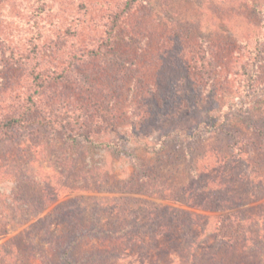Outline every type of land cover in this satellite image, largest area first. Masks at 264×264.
<instances>
[{
  "label": "rangeland",
  "instance_id": "1",
  "mask_svg": "<svg viewBox=\"0 0 264 264\" xmlns=\"http://www.w3.org/2000/svg\"><path fill=\"white\" fill-rule=\"evenodd\" d=\"M127 1L0 0V100L29 93L34 52L69 68ZM124 22L98 93L108 146L0 134V264H264V0H137ZM79 68L70 124L97 94Z\"/></svg>",
  "mask_w": 264,
  "mask_h": 264
},
{
  "label": "trees",
  "instance_id": "2",
  "mask_svg": "<svg viewBox=\"0 0 264 264\" xmlns=\"http://www.w3.org/2000/svg\"><path fill=\"white\" fill-rule=\"evenodd\" d=\"M136 2L137 0H128L125 7L113 16L112 21L108 25L106 35L101 38V41L98 39L90 48L77 49L79 54L71 57V66L65 70L47 72L41 68L39 65L40 59L36 58L35 52L33 53L34 55L30 59L32 63L27 65L26 70V75L31 83L29 93L27 92L26 95L15 99L10 96L8 101L0 100V134H3V139H15L17 136L15 132L35 126L42 129H58L59 132H63L65 139L73 147H77L78 143H82L85 148L90 150L100 145L108 146L106 141H100L99 143H96V141H99V138L109 133L111 125L109 110H111V107H113L111 105L113 104L112 101L107 100L104 96L100 98L98 93L100 89L107 86L104 84L107 73H118L122 70L120 68L121 65L114 61L111 54L116 47L119 29L125 23V19ZM86 63H89V73L85 78L80 79L79 82L86 87L93 86L92 93L94 91L97 94L91 98L93 106L89 105L87 109L85 107L81 108L82 112L78 115V120L74 121L72 119L71 125L65 122V118L69 115V109L79 101L77 98L79 95L64 93L60 88L66 82L68 75L76 76L75 74L79 71V67ZM95 67H97V71L93 73ZM123 71L125 72V66ZM143 71H145V68H143ZM146 74L148 75V69H146ZM145 78L147 82H143ZM152 80L150 76H143L140 82H143L144 86H148ZM56 87L59 88L57 89ZM2 92L3 90L0 91V96ZM80 106L85 105L81 103ZM100 107L102 108L100 109ZM4 108L13 111L15 115L6 114ZM91 110L95 113L90 112ZM104 111H106V115L103 114ZM81 217L82 212L73 211L68 213L64 219L68 220L70 218L72 220ZM229 222L230 219L228 217H223L219 236L222 239L227 238L236 241L241 239L240 226L234 228L233 224ZM140 233L141 230H138V234Z\"/></svg>",
  "mask_w": 264,
  "mask_h": 264
}]
</instances>
